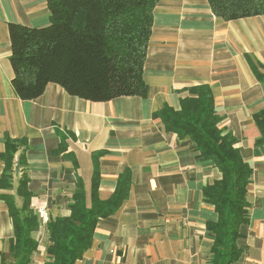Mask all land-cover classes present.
<instances>
[{"label": "crops", "instance_id": "crops-1", "mask_svg": "<svg viewBox=\"0 0 264 264\" xmlns=\"http://www.w3.org/2000/svg\"><path fill=\"white\" fill-rule=\"evenodd\" d=\"M49 15L46 0H0V154L5 136L26 140L13 189L0 187V193L14 194L25 172L30 207L36 212L44 206L48 221L70 214L79 182L89 203L95 174L101 200L129 175L126 197L98 218L91 244L75 264H210L206 223L217 213L202 192L221 172L199 156L188 136L166 129L155 115L164 106L178 110L190 88L208 84L219 126L235 136L252 168L249 221L239 227L241 254L231 264H264V143L256 142L253 120L264 108V14L224 19L208 0H158L143 64L146 96L89 100L48 82L38 97L21 99L11 86L9 24L42 27ZM3 167L0 159V175ZM15 202L21 204L19 195ZM38 220L28 264L49 258L46 225ZM12 235L0 198V264H14Z\"/></svg>", "mask_w": 264, "mask_h": 264}, {"label": "trees", "instance_id": "trees-1", "mask_svg": "<svg viewBox=\"0 0 264 264\" xmlns=\"http://www.w3.org/2000/svg\"><path fill=\"white\" fill-rule=\"evenodd\" d=\"M158 0H46L49 23L42 27L9 24L13 69L11 86L21 99L41 95L55 82L71 95L89 100H108L122 95L146 96L143 64L151 34L153 10ZM214 14L234 19L264 14V0H208ZM181 100L180 108L164 106L155 113L166 129L188 136L202 159L210 160L221 177L203 188V200L217 213L206 223L212 237L210 264H231L241 254L239 227L249 221L246 199L252 175L250 164L235 146L236 138L219 126L222 117L214 108L208 84H199ZM259 129L257 143H264V108L253 114ZM26 140L5 136L0 159L4 162L0 187L13 189V177L23 164ZM93 178L90 202L78 183L69 205L70 214L46 223L49 258L45 264H75L90 246L99 217L110 215L126 197L129 175L123 176L112 195L101 200ZM28 177L22 172L14 194L0 193L13 225L9 255L14 264H28L37 248L32 233L39 227L30 207ZM21 197V204L15 202Z\"/></svg>", "mask_w": 264, "mask_h": 264}, {"label": "built area", "instance_id": "built-area-1", "mask_svg": "<svg viewBox=\"0 0 264 264\" xmlns=\"http://www.w3.org/2000/svg\"><path fill=\"white\" fill-rule=\"evenodd\" d=\"M14 165L17 166L16 160L14 162ZM36 213L38 214V217H39L42 225L45 226L46 221H47V213H46L44 206H38V208H36Z\"/></svg>", "mask_w": 264, "mask_h": 264}]
</instances>
